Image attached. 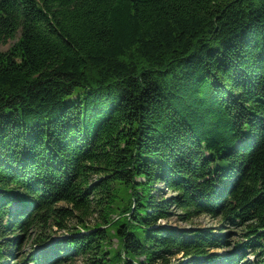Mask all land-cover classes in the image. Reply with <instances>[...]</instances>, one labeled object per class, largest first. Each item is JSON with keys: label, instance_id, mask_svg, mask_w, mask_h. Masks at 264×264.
Listing matches in <instances>:
<instances>
[{"label": "trees", "instance_id": "trees-1", "mask_svg": "<svg viewBox=\"0 0 264 264\" xmlns=\"http://www.w3.org/2000/svg\"><path fill=\"white\" fill-rule=\"evenodd\" d=\"M9 41L0 264H264V0H0Z\"/></svg>", "mask_w": 264, "mask_h": 264}, {"label": "rangeland", "instance_id": "rangeland-1", "mask_svg": "<svg viewBox=\"0 0 264 264\" xmlns=\"http://www.w3.org/2000/svg\"><path fill=\"white\" fill-rule=\"evenodd\" d=\"M14 41H9L6 44H0V51H4V50H8L12 45H13ZM163 188V186L161 187V189ZM167 192V191H166ZM66 205V204H64ZM92 222H94V219H92ZM163 224H169L172 226H181V227H189V226H200V227H213L215 229L219 228L220 222L218 219L214 220L210 217H206V216H202V217H198L195 218L194 221L192 223H187V222H183V221H178L176 219V217H172L170 220H164L162 221ZM224 232H228L232 237H231V241L234 240H240L241 239V230L239 228H230V227H226ZM54 235L56 237H62L63 236V232L57 231L56 233H54ZM114 243L116 242V240L113 241ZM32 246L33 243L31 244V242H28L27 244H24L23 248H21V250L16 251V256L13 257V259H11V263H21L23 258H24V253H28L32 250ZM218 252H221L222 250H217ZM223 252V251H222ZM69 264H87L83 259H77L75 260L73 263H69Z\"/></svg>", "mask_w": 264, "mask_h": 264}]
</instances>
